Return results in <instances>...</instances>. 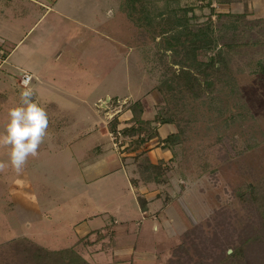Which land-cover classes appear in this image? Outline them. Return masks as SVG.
Returning a JSON list of instances; mask_svg holds the SVG:
<instances>
[{"label": "rangeland", "instance_id": "rangeland-1", "mask_svg": "<svg viewBox=\"0 0 264 264\" xmlns=\"http://www.w3.org/2000/svg\"><path fill=\"white\" fill-rule=\"evenodd\" d=\"M43 1L49 9L34 8L22 21L0 17L23 31L16 37L33 26L17 46V38L5 44L0 38V50L10 52L4 61L0 53V131L8 109L20 102L22 70L34 75L33 99L49 121L44 142L23 171H0V264H38L35 247L72 248L90 264H221L206 253L213 250L217 257L232 240L247 214L236 191L264 175V75L253 67L264 49L233 57L229 83L217 84L202 99L174 95L172 122L163 123L158 118L167 115L157 85L172 60H160V38L144 35L123 0H85L89 6L69 20L56 11L60 0ZM243 1L180 0V6L191 8V22L205 26L216 13L241 10ZM245 3L248 18L264 16V0ZM4 9L0 0V13ZM135 101L150 120L143 136L162 125L178 134L171 150L160 135L139 149L167 151L160 183L140 179L143 155L128 150L131 137L116 134L125 167L100 129L106 128L108 106L112 116L120 110L125 125L119 126H126ZM7 159L0 150V161ZM129 176L146 186L149 200ZM138 195L148 202L145 213ZM114 217L119 223L112 224Z\"/></svg>", "mask_w": 264, "mask_h": 264}, {"label": "trees", "instance_id": "trees-1", "mask_svg": "<svg viewBox=\"0 0 264 264\" xmlns=\"http://www.w3.org/2000/svg\"><path fill=\"white\" fill-rule=\"evenodd\" d=\"M243 3L241 10L216 13L214 22L209 20L202 26L191 22L193 16L187 15L191 8H182L180 0H123L128 18L144 30V35L148 34L153 40L160 38L156 43L160 60L163 56L172 60L169 65L166 64L164 78L157 85L167 115L158 118L163 123L172 122V110L176 103L171 98L174 95L179 93L193 100L202 99L217 84L229 83L233 57L264 49V16L248 18L245 0ZM165 22L167 25L163 24ZM199 50L205 54V60L198 58ZM253 67L255 72L264 75V52L254 60ZM129 107L132 116L126 126L117 128L119 120L116 115L109 120L107 128L115 137L117 134L132 138L128 150L137 151V156L143 155L137 165L142 182L160 183L164 181V160L153 163L146 150H139L150 139L158 137V131L153 130L143 136L144 124L150 121L142 116L143 105L135 101ZM177 137V132H171L160 142L171 150ZM135 180L132 178L131 182L136 185ZM236 194L247 213L244 221L239 228L232 230L234 237L226 240L217 257L213 250L206 254L221 264H264V175L244 183ZM137 200L144 211L147 208L145 198L138 195ZM32 255L38 264H90L72 248L53 251L35 247ZM182 263L181 259L170 260V264Z\"/></svg>", "mask_w": 264, "mask_h": 264}, {"label": "clouds", "instance_id": "clouds-1", "mask_svg": "<svg viewBox=\"0 0 264 264\" xmlns=\"http://www.w3.org/2000/svg\"><path fill=\"white\" fill-rule=\"evenodd\" d=\"M20 102L7 111V120L0 131V150L6 152L7 161H0V171L11 166L21 173L30 156H36L44 142L48 129V115L43 107L34 101V90L30 77H26Z\"/></svg>", "mask_w": 264, "mask_h": 264}, {"label": "crops", "instance_id": "crops-1", "mask_svg": "<svg viewBox=\"0 0 264 264\" xmlns=\"http://www.w3.org/2000/svg\"><path fill=\"white\" fill-rule=\"evenodd\" d=\"M56 4L58 6H60L59 10H56L58 12L59 15H61V17H63L64 19H74L76 17L79 16V14L82 12V8L85 6H89V4H87V1L85 0H60L59 4L57 3V1H55ZM54 2V3H55ZM30 3V4H28ZM3 4L5 5V8L4 10L1 11L0 13V17H5L7 19V17H12L14 19H19L20 21H22V18L23 19H27L28 17H30L32 15V10L34 8H37V7H41L43 8L44 6H48L46 5L45 1L43 0H3ZM34 5V6H33ZM50 7L48 6L47 9H49ZM10 10V12H9ZM47 11V10H46ZM45 15V12H43L40 17L37 19V21H39L43 16ZM36 21V22H37ZM33 26H31L29 28V30L24 33L23 35L22 34H19L18 37H16V33H19V32H23L21 29L17 30V28L15 26H11L8 24V22L6 21H3V20H0V38H2V42L4 43V40H7V41H10V42H14V41H11V40H17V44L15 46H17L27 35V33L32 29ZM5 44V43H4ZM15 48V47H14ZM0 53L1 55H3L2 53H4L3 50H0ZM10 54V52L7 50V52L4 54V57L2 58V61H4L7 56ZM22 71H25V70H22ZM28 72V71H26ZM31 73V72H29ZM32 75V74H31ZM33 79H34V75H32ZM32 79V80H33ZM31 83V82H30ZM125 102L128 101V99L126 100H123ZM109 106L105 108V111H104V114L107 115V123L109 122V120L113 117V116H116L118 117V120H119V124H123L125 125L124 122H121L120 120V114H117L120 112V110H117L116 114H114L112 116V114H110L109 111ZM132 116V113L129 114L128 117H125V119H129V117L131 118ZM107 123H106V128H100L104 133H106L107 135L110 136V138L112 139V145L113 147L118 151V148L117 146H119L118 144H121V140H119L118 138H116L113 134H111L107 128ZM118 124V126H119ZM120 127V126H119ZM124 126H122L123 128ZM121 129V127L119 128ZM167 130V127L165 125H162L161 128H158V133L160 135V137L163 139L167 136V134L171 133L172 131H169V132H166ZM165 132V133H164ZM164 133V134H163ZM163 134V135H162ZM157 138V137H156ZM117 140V141H116ZM152 140V139H150ZM146 144V143H145ZM161 145H163V143H161ZM120 147H123V146H120ZM146 149H149L146 154L148 155L149 159L155 163L157 162V160L159 159H164L165 156H166V152L167 151H162L160 149V147L156 146L155 148H152L151 149V146H146L145 147ZM106 152V151H105ZM103 152V153H105ZM118 154L119 156L121 157V160H123V157L126 155V153L123 151L122 153L118 151ZM159 155V157L157 156ZM114 154H110V157H113ZM164 157V158H162ZM123 165L126 167V162L123 160ZM130 180L132 179L130 176H129ZM135 179V178H133ZM132 183V182H130ZM137 189H140L141 193H145V196L146 197V200H149V198L147 197V194L145 191H147L148 189L146 188V186H140V185H135L134 183H132ZM139 191V190H138ZM138 197V196H137ZM147 207H148V202H147ZM143 213H145V210L142 211ZM119 223V221L116 219V217H114L112 219V224H117ZM113 228H110L111 230H116L114 229V225H112ZM104 227V226H102ZM101 227V228H102ZM106 228V227H105ZM100 229V228H99ZM123 230H125V228L123 227L122 228ZM91 230L93 229H89L87 230L88 232H90Z\"/></svg>", "mask_w": 264, "mask_h": 264}, {"label": "built area", "instance_id": "built-area-1", "mask_svg": "<svg viewBox=\"0 0 264 264\" xmlns=\"http://www.w3.org/2000/svg\"><path fill=\"white\" fill-rule=\"evenodd\" d=\"M20 78H19V85L21 86V87H23V81H24V79L26 78V77H30V82L32 81V79H33V77H32V75H31V73H29V72H26V71H21L20 72Z\"/></svg>", "mask_w": 264, "mask_h": 264}]
</instances>
